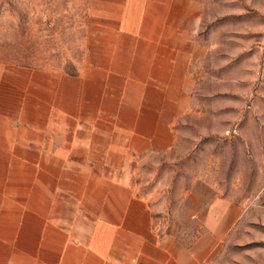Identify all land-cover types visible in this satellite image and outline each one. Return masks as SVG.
Listing matches in <instances>:
<instances>
[{
    "label": "crops",
    "instance_id": "1",
    "mask_svg": "<svg viewBox=\"0 0 264 264\" xmlns=\"http://www.w3.org/2000/svg\"><path fill=\"white\" fill-rule=\"evenodd\" d=\"M204 8L87 0L78 73L0 59V264H203L232 206L194 187L203 232L160 233L135 163L175 145Z\"/></svg>",
    "mask_w": 264,
    "mask_h": 264
},
{
    "label": "rangeland",
    "instance_id": "2",
    "mask_svg": "<svg viewBox=\"0 0 264 264\" xmlns=\"http://www.w3.org/2000/svg\"><path fill=\"white\" fill-rule=\"evenodd\" d=\"M86 8L87 0H0V59L78 73ZM194 43L175 145L137 159L139 191L159 232L192 244L202 225L175 219L189 192L204 188L236 217L203 264H264V0H205Z\"/></svg>",
    "mask_w": 264,
    "mask_h": 264
}]
</instances>
